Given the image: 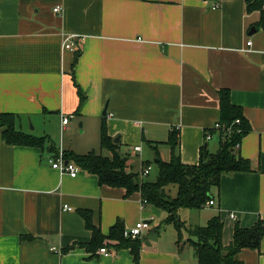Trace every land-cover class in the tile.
Returning a JSON list of instances; mask_svg holds the SVG:
<instances>
[{
  "label": "crops",
  "instance_id": "crops-1",
  "mask_svg": "<svg viewBox=\"0 0 264 264\" xmlns=\"http://www.w3.org/2000/svg\"><path fill=\"white\" fill-rule=\"evenodd\" d=\"M214 2L220 6L213 8ZM58 5L60 13L54 12ZM259 20V11L246 10V0H0V112L16 114L18 128L37 137L52 139L53 125L72 132L78 126L74 135L81 133V142L72 139L66 147L61 135L53 142L58 150L80 154L94 150L106 121L109 135L121 142L120 154L140 171L151 157L170 159L165 142L174 127L183 163L199 164L204 146L217 152L224 138L216 131L207 140L206 130L219 119L220 90L229 89L251 125L238 152L254 170L224 173L215 213L203 217L207 224L221 215L223 243L229 245L236 223L249 228L264 219ZM72 33L84 36L75 50L64 47ZM79 88L86 96L81 106ZM69 114L74 117L64 126ZM136 145L141 152L130 156ZM52 154L9 145L0 132V264H199L193 246L178 242L173 224L175 231L151 235L162 209L142 207L140 192L101 185L98 175L82 168L72 177L52 167ZM81 210L91 211L105 235L118 220L125 228L148 220L139 262L130 248L108 246L112 256L89 252L92 232ZM238 258L264 264V238L259 249H243Z\"/></svg>",
  "mask_w": 264,
  "mask_h": 264
},
{
  "label": "trees",
  "instance_id": "trees-1",
  "mask_svg": "<svg viewBox=\"0 0 264 264\" xmlns=\"http://www.w3.org/2000/svg\"><path fill=\"white\" fill-rule=\"evenodd\" d=\"M246 10L249 13L259 11L260 20L255 24L257 29H264V0H246ZM80 106L86 96L79 88ZM219 119L224 125L220 134L226 138L221 141L217 152H210L202 147L200 162L197 165L183 163L180 154L179 130L172 128L168 140L171 147V157L168 161L159 159L155 162L159 168L157 179L142 180L140 171L131 170L127 165L128 156L123 157L119 152L121 142H116L109 133L106 121L101 125V152L76 153L64 150L65 157L77 163L80 168L98 175L101 185L124 187L128 195L140 192L141 196L152 204L167 212L163 223L173 224L178 231V242H189L193 248L199 264H244L238 254L246 248L259 249L264 238V219H259L252 227H242L235 224L234 235L229 245L223 243L224 223L221 215L213 216L206 225L187 227L189 237L184 239L183 228L186 223L180 218L179 210L201 209L207 202L219 196L221 178L224 173L250 172L253 164L250 159L240 155L238 145L250 130L251 125L246 118L242 106L231 100L230 90L221 89L219 92ZM79 109L76 111L78 113ZM239 119L240 122L235 121ZM18 116L14 113L0 112V132L3 140L9 145L40 147L56 155L58 149L49 136L37 137L26 133L17 126ZM231 128L227 133L225 130ZM212 133L217 130L210 129ZM147 164H151L147 162ZM146 165V164H145ZM129 169L131 171H129ZM174 187H177L176 195ZM217 191V195L214 194ZM86 226L92 232L91 241L86 244L89 252L95 253L101 247L112 246L115 249L130 248L136 262L140 260L143 244L142 238H126L125 224L118 220L111 227L109 235H105L99 226L92 222V213L81 210ZM159 226L157 229H160ZM22 238L32 240L31 235Z\"/></svg>",
  "mask_w": 264,
  "mask_h": 264
},
{
  "label": "built area",
  "instance_id": "built-area-1",
  "mask_svg": "<svg viewBox=\"0 0 264 264\" xmlns=\"http://www.w3.org/2000/svg\"><path fill=\"white\" fill-rule=\"evenodd\" d=\"M220 6V3L218 2H214L213 4V8H218ZM62 11V6L58 5L54 8V12H58L60 13ZM84 38V36H79L78 34L76 33H72V34H69V35H66L65 36V41H64V47L66 49H69V50H75L76 49V45H77V42L78 41H82ZM252 44V41H249L248 42V45H251ZM74 117L73 114H69V115H64L63 116V125L64 126H67L71 119ZM236 123L240 122L239 119H237L235 121ZM216 129L217 131H221V129L224 128V125L219 123V122H216L212 128L210 129ZM210 129H207L206 130V139L207 140H211L213 138V135L214 133H212L210 131ZM227 133H229L231 131V128L225 130ZM223 138L225 139L226 136L225 134L222 135ZM240 145H238L239 147ZM142 150V146L141 145H136V146H133L131 147V151H130V156H136V154L138 152H141ZM49 161L52 165L53 168H56V169H59L61 170L62 172H67L68 174H70V176L72 177H76L78 175V173L80 172V166L75 163L74 161L72 160H68L66 159L65 157V153H64V150L61 148L58 150L57 154L56 155H53L49 158ZM128 166H130L129 163H127ZM153 169V166L152 164H146L144 165L141 169H140V177L142 178V180H144V177L149 175L150 172L152 171ZM141 204H142V207H145L148 203V200L141 197ZM216 204V201L215 199H211L207 202L206 206H213ZM67 209H72L71 207H68V206H65ZM230 216L235 219L236 218V214L231 212L230 213ZM150 227V222L148 220H141L139 221L135 226L131 227V228H126L124 230V236L126 238H132V239H135V238H138V237H142V232L144 229L146 228H149ZM53 249L55 250L56 248L53 247ZM98 254H103L105 256H112L114 255V251H112L111 249H109L108 247H101L99 248Z\"/></svg>",
  "mask_w": 264,
  "mask_h": 264
},
{
  "label": "rangeland",
  "instance_id": "rangeland-1",
  "mask_svg": "<svg viewBox=\"0 0 264 264\" xmlns=\"http://www.w3.org/2000/svg\"><path fill=\"white\" fill-rule=\"evenodd\" d=\"M49 126L51 127L50 124H49ZM30 127H33V125L30 124ZM52 127H53V129H55V136L52 135V140L53 141L55 140L56 142H59V136L60 135H61V138L64 137V139H65L64 145L66 147H67V144L72 139H73V141L74 140H76V141L78 140L77 142H81L82 141L81 133H77L76 136L74 135L76 130H78V132L81 131V128H79L78 126L76 128H74V132H72V131H64L63 129H61L59 127V125L58 126L57 125L56 126L53 125ZM33 131L36 134H38L42 130L37 128V129H35ZM214 140H216V139H214ZM93 143L94 144H93V146L90 149H94V150H91V151H95L97 153H100L102 149H101V134L99 132L97 134V138L95 137V140H93ZM57 145H59V144H57ZM163 146H165V145H163ZM93 147H95V148H93ZM162 148H165L166 152L169 149V147H162ZM145 149L149 150V147H147V148L145 147ZM86 153H88V152H86ZM149 159L151 160L150 162H152V164H153V169H152V171L150 172L149 175L144 177V179H146L148 181H154V180L157 179V176H158V173H159V168H158L157 164H155L153 162L152 157L149 158ZM176 191H177V187H174L173 195H176ZM212 207L213 206H209V207L201 208V209H187V208H183V209H181L179 211V215L182 217V220H184V222L186 223V227L183 228V234H184V238L185 239H187L189 237V233H188L187 227H193V226H190V223H196V224H200V225H205L206 222L203 220V217L208 215V214H211V213L214 214L215 213L214 212L215 210ZM191 212H192L193 218H191ZM162 214H163V216L157 217V220L155 221V223L159 221V224L158 225H153V232H151V235L154 232H155V234H160V233H163V232L167 233V230H174L175 231L173 225H170V224H167V223H163V220L165 219V217L167 215V212L162 210ZM185 220H187V221H185ZM159 226H161L160 229L156 230Z\"/></svg>",
  "mask_w": 264,
  "mask_h": 264
},
{
  "label": "water",
  "instance_id": "water-1",
  "mask_svg": "<svg viewBox=\"0 0 264 264\" xmlns=\"http://www.w3.org/2000/svg\"><path fill=\"white\" fill-rule=\"evenodd\" d=\"M106 113H107V106H106L105 111H104V114H106ZM118 140H119V138L116 139V142H118Z\"/></svg>",
  "mask_w": 264,
  "mask_h": 264
}]
</instances>
